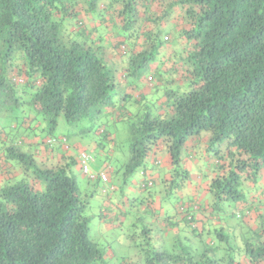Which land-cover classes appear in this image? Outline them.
I'll use <instances>...</instances> for the list:
<instances>
[{
  "label": "trees",
  "instance_id": "trees-1",
  "mask_svg": "<svg viewBox=\"0 0 264 264\" xmlns=\"http://www.w3.org/2000/svg\"><path fill=\"white\" fill-rule=\"evenodd\" d=\"M169 1L157 13V0H0V264H107L89 238L88 197L98 190L84 197L77 158L63 150L49 160L42 140L41 158L32 133L55 137L60 116L76 123L106 108L122 110L116 117L132 132L129 163L116 160L114 173L147 169L162 146L183 176L161 181L175 192L188 177L180 166L191 136L208 133L216 155L197 206L208 204L222 226H199L187 207L184 221L202 246L157 247L150 264H264V212L256 227L244 223L264 201V0ZM170 45L179 48L165 52ZM154 92L156 108L147 105ZM171 217L165 229L178 224Z\"/></svg>",
  "mask_w": 264,
  "mask_h": 264
},
{
  "label": "rangeland",
  "instance_id": "rangeland-1",
  "mask_svg": "<svg viewBox=\"0 0 264 264\" xmlns=\"http://www.w3.org/2000/svg\"><path fill=\"white\" fill-rule=\"evenodd\" d=\"M168 2L170 1L157 0V2L154 3L153 8L157 13H160L162 7L164 8ZM82 16H85L84 20L87 21L86 16L89 15L83 14ZM86 23L89 25L88 21ZM168 27L172 26L168 25ZM176 47L177 46L170 45L165 49V52L169 53ZM134 95L135 97H138L139 91L134 93ZM147 105L152 106V108L157 107L156 92L152 93V99ZM106 110H108V108L104 109L101 113H94L91 120L84 119L76 123H69L62 115L60 116L58 125L53 133L55 137L65 135L68 138V142L72 146V151L69 152V154H77V150L74 148L73 143H77L76 145H78L79 148L83 147L84 150L91 153L95 158V160L91 162V166L95 172H98L103 168L105 163L103 160L109 147L110 149L113 148L114 151H117L116 157L121 158L123 162L127 163V165L131 158L132 132L129 122L122 121L120 119L113 122V118L105 116ZM121 111L122 110L117 109L112 112L111 110L112 114L114 113L112 116L116 118V115H118ZM42 126H45V123H42ZM88 126H92V130L89 132L85 131V128ZM103 129L107 130V133H110L109 137L111 136L110 138L112 140L106 141L105 139H102V131L99 130ZM33 130L34 132L32 133L36 134L39 140L37 146V150H39L38 155H41V158L46 159L44 149L49 134L46 130L42 131L39 127H36ZM191 138L193 137L191 136L189 139ZM41 140L44 141L45 144H43V142L41 143ZM96 142L100 143L102 147H96L94 149L93 147ZM28 146L31 150L34 149L35 151L36 146L35 148H31L30 145ZM104 146L105 148H103ZM202 147L203 148H196L194 153L197 154L198 165L203 164L204 168H199L198 172L192 170L190 178H188V182L184 186L187 187L189 183V189L192 188V185L195 186L196 183H200L199 179L201 177V173L202 177L207 179L205 177L206 174L203 171H205V168L208 169L215 165L216 155L213 150L214 148L212 149L209 146V149H207L204 145H202ZM223 151H225V146ZM0 153V159L2 160L3 158L5 160L3 151ZM191 154V151H188L187 145H185L183 148L182 160L183 158H185L184 160H190L189 157ZM112 163L114 164L116 162L113 161ZM148 167H151V165ZM127 168L128 167L125 166V168L120 169V172L116 173L117 175L113 172L110 173L112 178L111 183L115 186V191L113 193L109 191L108 187L104 189V186H107V183L96 179H90L83 176L78 169L74 170V173L78 177L81 192L84 197H86V193L91 195L93 190H98L94 196L88 197L90 203L87 208V214L91 217L89 238L104 247L107 257L109 258L107 260V264H150L149 260L151 256L155 254V251H157V247L168 251H172L173 249L179 251L180 247L175 245L177 242H183L185 245H193L194 247H201L202 243L199 240L200 238L195 237L194 234H188L189 232H186L183 228L176 230L170 229V231L176 236L173 237L172 235H169L167 237L162 231L163 228L158 223L159 220H155L157 215L161 219H164L167 215H175L177 213L175 209H178L176 205L180 203L184 206L187 205L188 200L183 197L185 196V193L183 194L184 188L181 189L178 194L177 192H172L170 187H160L159 185L157 186V184L151 187L149 186L147 189H141L139 186L142 179V175L140 174L141 168H137L135 171L131 172L130 175L128 174V176L126 175ZM9 169H11L14 174L18 170L17 167H9ZM180 169L181 172L185 170L183 161ZM5 174L6 173H3V171H0V185L2 184ZM181 177L183 176H175L177 181H180ZM210 178L211 177L208 179V186ZM206 181L203 182L204 188L207 187ZM258 187H262V189H264V165L262 167ZM100 191L104 193L99 194ZM125 193H128V195ZM196 194L197 198L202 195L201 190L197 191ZM109 196L111 197L108 199ZM126 196H129V198H126ZM107 201H109V204H106L105 207L108 208L103 210L104 212L102 215V204ZM117 203L120 204L115 205ZM162 205H164V210H161ZM234 207L237 206L232 204L231 208ZM263 212L264 201L258 205V210H255L251 217L245 219L246 221L244 223H248L249 226L256 227V216ZM233 219L230 218V222L236 223V219L235 221ZM222 224L223 222L220 219L218 220L215 218H212L211 220L207 219L206 221V225L210 227L211 230L222 226ZM202 226H204V224H202ZM245 230L242 231L245 232ZM239 233L240 231L238 230V234ZM159 234H163V239H157ZM188 235L192 240L191 242L190 240L188 241ZM238 242L242 244V240L239 236L237 243Z\"/></svg>",
  "mask_w": 264,
  "mask_h": 264
},
{
  "label": "crops",
  "instance_id": "crops-1",
  "mask_svg": "<svg viewBox=\"0 0 264 264\" xmlns=\"http://www.w3.org/2000/svg\"><path fill=\"white\" fill-rule=\"evenodd\" d=\"M147 90V89H146ZM147 92H150L149 91V89L147 90ZM113 112V111H112ZM112 112H111V110L110 109H108V110H106V112H105V116L107 117V116H110L111 118H113L112 119V121L113 122H116L117 120H119L117 117L116 118H114L112 115L114 114H112ZM111 137V136H110ZM109 140H112L111 138H109ZM109 140H106V141H109ZM47 141V140H46ZM77 141V140H76ZM104 141V140H103ZM208 141H209V135L208 134H200V135H197V136H193V138H191V139H188L187 140V142H186V145H187V150L188 151H191V156L189 157L190 158V160H184L185 158H183V165H184V167H185V170L184 171H187L188 173V177H186V181H185V184L188 182V178H190V175H191V172H192V170H195L196 172H198L199 171V168H204V166H203V164H201V165H198V161H197V154L196 153H194V151H195V149L196 148H198V147H200V148H203L202 147V145H204L205 146V148H207V149H209V144H208ZM47 144V143H46ZM77 143H73V146H74V148L76 149V150H84V148L83 147H81V148H79V146L78 145H76ZM47 145H49V144H47ZM48 147V146H47ZM96 147H99V148H101L102 146H101V144L100 143H98V142H96V144H94V149L96 148ZM61 148H62V146H61ZM103 148H105V146L103 147ZM48 149V151H49V153H48V157H50L51 159H49V160H51V161H53L54 159H59V160H61V158L59 157V156H61V154L59 153V152H63V148H62V151H60V149H56V148H51L50 147V145H49V147L47 148ZM55 149L57 150V154H55L54 153V151H55ZM222 149H224V147H222ZM193 151V152H192ZM0 152H1V150H0ZM116 153H117V151H114L113 150V148H111L110 149V147L108 148V150H107V153H106V155H105V158H104V165H106V164H109L111 167L113 166V161H116V160H119L120 161V163L119 164H123V166H124V164H126V162H123V160L121 159V158H117L116 157ZM1 154V153H0ZM45 155V154H44ZM68 155H71V156H74L75 158H76V154L75 155H73V154H68ZM41 156V155H40ZM3 160V161H2ZM2 160L0 159V165H1V167L3 168L4 167V164L2 165V163H4V159L2 158ZM58 160V161H59ZM145 163H146V165L147 166H150L151 165V167H148L147 169H144V170H142L141 169V171H140V174L142 175V179H141V182H140V184H139V186L141 187V189H144L143 187H142V183L144 182V181H146V180H151L152 181V185L154 184V182L156 183V184H159V186L160 187H162L163 185L161 184V181H169V180H172V179H174L175 178V175H173V165H172V159H171V156H170V154L166 151V149L164 148V147H162V146H160V147H158V149L157 148H155V150L152 152V153H150L148 156H147V158H146V160H145ZM213 167H214V165L211 167V168H205V171H203L206 175H205V177L207 178V179H204V177H202V173H201V177H200V183H196V185L195 186H193L192 185V188H188V185H189V183H188V185H187V187H183L184 188V190H183V194L185 195V196H183V197H185V198H187V200H188V203H187V205H185V206H188V207H190V209L193 211V212H195L196 214H194V215H196V218L200 221L199 223H198V225L200 226V224L202 225V224H204V227L206 226V227H208L207 225H206V221H207V219H212V217H210V212L212 211V209H211V207H209L208 206V204L206 205V208H204V209H201L200 211L198 210V209H193V206L194 205H198V203H199V201H201V200H204L205 201V198H206V196L208 195V179H209V177H212L215 173H214V171H213ZM75 169H78V171L79 172H81L82 173V171H81V169H80V166H79V164H78V160H77V164L75 165V167H74V170ZM113 167H112V172L114 173V171H113ZM3 169H1V171H2ZM115 170V169H114ZM120 172V171H119ZM117 173V172H116ZM115 173V175H117ZM82 175L84 176V174L82 173ZM183 178V177H182ZM6 179V176L4 177V179H3V181H2V183L4 182V180ZM207 180V181H206ZM100 181V180H99ZM204 181H206V183H207V187H203V182ZM190 182V181H189ZM151 185V186H152ZM150 186V187H151ZM197 186V187H196ZM105 187V186H104ZM149 187V186H148ZM194 187H196V188H194ZM187 188H188V191H187ZM201 190V194L202 195H200V196H198V198L196 197L197 196V191H200ZM179 191L180 190H177V191H175V192H177V194L179 193ZM104 192H101L100 191V193L99 194H103ZM126 195H128V193H125ZM182 194V195H183ZM111 196H109L108 197V199L110 198ZM126 198H129V196H126ZM198 200H197V199ZM123 202H124V200H123ZM106 204H109V201H107V202H105V203H103L102 204V207H103V209L101 210L102 212V215H103V210L105 209V208H108V207H105V205ZM120 203H117V204H115V205H119ZM182 204V203H181ZM177 206V205H176ZM181 206H183V205H181ZM180 206V207H181ZM174 207V206H173ZM180 207L178 206V208H179V211H178V209H175L176 211H177V213L175 214V215H168V216H172L171 217V219H173V220H176V222L178 221V224L176 225V226H174V227H171V228H169V229H165L163 226H164V222H165V219H161L158 215H157V218L155 219L156 221L157 220H159V225L163 228L162 229V231H163V233L164 234H166V236L168 237L169 235H172L173 237H175L176 235H174L171 231H170V229H181V228H183L186 232L188 231L189 233L188 234H190L191 233V231H190V229H189V227H187V225H186V223H185V221H184V218H185V216H186V212H181L180 211ZM165 208H164V205H162L161 206V210H164ZM167 216V217H168ZM166 218V217H165ZM216 222H219V221H216ZM162 235L163 234H159V236H158V238L157 239H163L162 238ZM188 238H189V235L187 236Z\"/></svg>",
  "mask_w": 264,
  "mask_h": 264
},
{
  "label": "built area",
  "instance_id": "built-area-1",
  "mask_svg": "<svg viewBox=\"0 0 264 264\" xmlns=\"http://www.w3.org/2000/svg\"><path fill=\"white\" fill-rule=\"evenodd\" d=\"M16 80L18 83H23L24 78L22 76H16ZM47 144H60L64 151L68 153L72 151V146L69 144L68 139L65 135H60L58 137H49L46 141ZM76 158L78 160V164L84 176L90 179L100 180L101 182L107 183V186L104 187L109 189L112 193L115 191V186L111 183V176L110 173L112 172V167L109 164L103 166L101 170L95 172L91 166V162L95 160L94 156L86 150H77ZM152 185L151 180H146L142 183V187L146 188ZM111 195V194H109ZM188 206H181L180 211L186 212V208ZM193 209H198L197 205L193 206Z\"/></svg>",
  "mask_w": 264,
  "mask_h": 264
}]
</instances>
